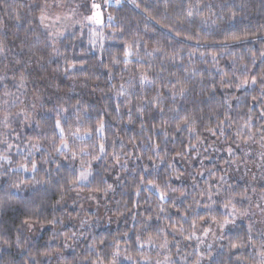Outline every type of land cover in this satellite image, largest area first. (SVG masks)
<instances>
[{
  "label": "trees",
  "instance_id": "trees-1",
  "mask_svg": "<svg viewBox=\"0 0 264 264\" xmlns=\"http://www.w3.org/2000/svg\"><path fill=\"white\" fill-rule=\"evenodd\" d=\"M49 2L0 0V264H258L262 183L235 163L264 148V0H120L97 46L54 45Z\"/></svg>",
  "mask_w": 264,
  "mask_h": 264
},
{
  "label": "rangeland",
  "instance_id": "rangeland-1",
  "mask_svg": "<svg viewBox=\"0 0 264 264\" xmlns=\"http://www.w3.org/2000/svg\"><path fill=\"white\" fill-rule=\"evenodd\" d=\"M119 2L120 0H50L49 3L42 6L41 15L39 17L40 30L47 34L49 38L53 40V44L55 45L66 35H69L76 30L90 27L92 30L93 45L97 46L104 37L103 29L106 23L104 20V12L108 10L110 6H117ZM95 5H99V7L97 8ZM4 98L5 99L1 101V108L5 111L4 114L1 113V116H3V119L0 120L1 126H4L2 122H5L7 115L9 116V113L6 110L9 109V100L11 96L4 95ZM5 125L7 126H4V128L7 130L8 122ZM254 150L256 156L257 154L259 156L256 157L258 162L253 164L245 159V163L243 161V164L240 162L235 163V165L237 167L236 172L239 168H243L242 166L245 165L244 173L247 176H250L252 181L262 183L259 184V187L257 188L251 187V200L252 204L258 206L257 208L254 207L255 210L252 211L254 213L252 216L257 220L261 227L258 229L260 233L257 235L259 244L254 248V251L257 253L259 252L257 259L258 264H264V253L262 254L264 251V208L262 207L264 206V148L262 147L261 149L258 147ZM245 182L247 183L246 180ZM86 183L87 182L78 184L85 185ZM65 207L74 211L76 210L81 215L80 219L83 218V216L87 217V214L89 213H96L95 211H97L99 215L101 214L99 203L95 201L94 197L75 195L71 202ZM231 227V223H223L220 224V228H200V234L198 236L197 234L194 235L195 241L198 242L196 245L197 251L202 252L205 250L209 251L208 254L211 256L214 255L223 242L222 238L224 234L233 229ZM203 258V255H199V260Z\"/></svg>",
  "mask_w": 264,
  "mask_h": 264
},
{
  "label": "snow or ice",
  "instance_id": "snow-or-ice-1",
  "mask_svg": "<svg viewBox=\"0 0 264 264\" xmlns=\"http://www.w3.org/2000/svg\"><path fill=\"white\" fill-rule=\"evenodd\" d=\"M95 7H99V5H95ZM111 19V18H110ZM73 67H75L74 65H73ZM252 83L253 84H255L256 83V81L255 80H253L252 81ZM184 89H181L180 90V94L181 95H183V93H184ZM57 126L59 127V122H57ZM179 127V126H178ZM103 128H104V125H103V123H101L100 125H99V127L97 128V131L98 132H102V130H103ZM102 151H103V149H101ZM94 159H100V157H94ZM81 167L83 168L84 167V165H83V162H81ZM92 175V173L90 172V171H88V170H83V171H80L79 172V180L78 181H74L75 183H83V182H88L89 181V176H91ZM111 185H108V188L109 189H111ZM97 191H99V189H97ZM163 198V197H162ZM225 223H227V221H225ZM5 244H7V241H5Z\"/></svg>",
  "mask_w": 264,
  "mask_h": 264
}]
</instances>
